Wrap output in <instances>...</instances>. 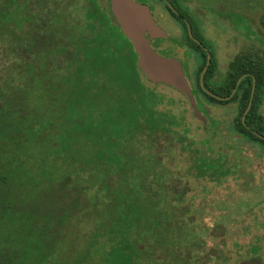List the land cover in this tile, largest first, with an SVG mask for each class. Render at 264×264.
I'll use <instances>...</instances> for the list:
<instances>
[{
	"label": "trees",
	"instance_id": "1",
	"mask_svg": "<svg viewBox=\"0 0 264 264\" xmlns=\"http://www.w3.org/2000/svg\"><path fill=\"white\" fill-rule=\"evenodd\" d=\"M158 1L184 28L181 45L200 56L192 71L182 65L201 114L235 105L230 121L210 119L203 141L149 88L110 5L0 0V264H232L231 253L239 263L263 260L260 237L244 251L236 241L235 252L224 239L210 245L248 208L232 217L230 205L218 215L205 207L229 177L240 179L244 145L264 155V15L256 27L249 16L254 43L222 70L189 0ZM206 90L233 95L218 100ZM221 125L234 135L222 145Z\"/></svg>",
	"mask_w": 264,
	"mask_h": 264
},
{
	"label": "rangeland",
	"instance_id": "2",
	"mask_svg": "<svg viewBox=\"0 0 264 264\" xmlns=\"http://www.w3.org/2000/svg\"><path fill=\"white\" fill-rule=\"evenodd\" d=\"M136 1L152 5L153 9H155L154 18L159 24L157 25L165 31L168 37H173L172 41H157L152 44V47L158 49L161 55L171 57H175L176 55L177 59L184 61L186 67L188 65L194 66L193 62L197 63L200 59V56L197 55L196 52L186 49L184 55L182 49H176L175 52L172 50L175 44L178 43L174 38L180 37L179 34L182 35L183 33L182 25L170 17L165 6L160 1ZM99 2L103 8L108 9V0H99ZM189 2V10L185 8L188 10L190 16L199 20L200 32L209 40L208 43L211 49L216 53L222 70L225 69L228 62L232 60L237 53H240L241 50L254 43L253 38L250 36H253L257 31L252 27L250 19L253 18L255 27L259 26V16L264 15V0H189ZM186 10L185 12H187ZM186 61L189 62L188 65ZM148 86L154 92L164 96L163 106L165 109L170 110L175 115L183 116L185 121L184 126L190 128L189 137L197 141H203L205 138L210 137V133H212L211 131L214 129L213 127H215L214 124L211 125L212 122H210V119L226 122L230 121L233 115H235V110L231 108H235V105L206 106L207 115L204 114L206 116V123H203L193 115L188 100L183 96L184 94L163 83H150ZM198 99L200 103H204L201 98H197V101ZM172 100L174 102H170ZM208 127L211 129L209 130ZM218 132L223 138V141L220 140L219 143H217L220 145L224 142L229 143L230 137L233 138L234 136L230 135L228 129L225 128L224 125H221ZM242 149L243 152L236 156V162L240 166V179L232 176L229 177L224 186L216 188L214 192L208 196L207 200L213 199L216 202L210 204L211 208L205 207L207 213L210 212L212 213L211 215H218L222 212L220 210H224V205H230L227 210L232 217V211H241L248 208L249 211L245 214L238 215L239 219H232V224L227 226L228 234L223 236L220 232L216 233L219 238L210 242V245H213L224 239L228 247H230L231 250L233 249L232 252L236 251L232 246L235 241L239 244H243L241 247H238L243 251L246 248L245 243L255 237H260L262 245H264V155H255L251 145H244ZM202 154L204 155L203 151ZM191 157L193 158L194 156ZM192 158L184 160L182 164L192 161ZM208 186L210 188L212 187L211 184ZM240 197L241 203L236 205L235 202H237V198ZM233 205L236 206L234 207ZM205 223L212 227L215 223V218L208 214L205 217ZM244 224L249 225L246 227L247 231L245 234L241 228V225L243 226ZM230 256L233 259L232 264H236L237 262V264H262L264 261L263 258L262 261L258 259L253 262L247 261L239 263L240 260L235 259L234 253H231Z\"/></svg>",
	"mask_w": 264,
	"mask_h": 264
},
{
	"label": "water",
	"instance_id": "3",
	"mask_svg": "<svg viewBox=\"0 0 264 264\" xmlns=\"http://www.w3.org/2000/svg\"><path fill=\"white\" fill-rule=\"evenodd\" d=\"M110 5L111 12L115 17L116 22L120 26L125 36L128 37V39L133 44L134 50L138 56L137 66L144 77L151 83H163L184 94L190 102V105L194 111V115L203 121V123H206V118L201 114L195 103L190 83L184 73L182 61L174 57L163 56L150 45V40L156 38L168 39V36L153 19L149 6L141 4L135 0H110ZM146 33L149 34L150 39L147 38ZM189 34L191 35L190 30ZM193 39L198 44H201L195 38ZM206 52L207 68L211 61V54L207 49ZM206 68L203 70L200 76L202 86L203 75ZM235 91L236 90H234L233 93H235ZM207 93L218 100H229L233 95L232 94L229 97L222 98L210 91H207ZM254 93L255 82L253 83L250 103L244 114L243 121L245 120V117L252 106ZM259 137L264 139V137L261 135H259Z\"/></svg>",
	"mask_w": 264,
	"mask_h": 264
},
{
	"label": "flooded vegetation",
	"instance_id": "4",
	"mask_svg": "<svg viewBox=\"0 0 264 264\" xmlns=\"http://www.w3.org/2000/svg\"><path fill=\"white\" fill-rule=\"evenodd\" d=\"M136 1V0H135ZM164 1V0H163ZM137 2H139V3H141V4H144V5H147V6H149V8H150V10H151V13H152V16H153V19L155 20V18H154V16H155V14H154V11H155V9H153V6L152 5H148L147 3H145V2H140V1H137ZM164 3H165V1H164ZM108 4L110 5V0H108ZM166 4V3H165ZM169 6V5H168ZM170 7V6H169ZM110 9H111V5H110ZM172 10H176V12L177 13H174L175 15H177L178 17H179V20H181V21H183V22H186L187 20L185 19V16H183L181 13H180V11H178L175 7H172L171 8ZM168 12V11H167ZM168 14L170 15V13L168 12ZM170 17H171V15H170ZM172 19H173V17H171ZM175 20V19H174ZM176 21V20H175ZM155 22H156V20H155ZM157 23V22H156ZM158 24V23H157ZM159 25V24H158ZM187 25V24H186ZM188 26V25H187ZM188 32H189V26H188ZM183 33H185V30H184V28H183ZM183 33H182V35H183ZM182 35H180L179 34V36L180 37H178V38H176L177 39V41H178V43H176L175 44V47H173L172 48V50H174V52H175V50L176 49H182V52H183V54L185 55V50L186 49H188L185 45H181V43L179 42L180 41V39H181V37H182ZM146 36H147V38L148 39H150V36H149V34L148 33H146ZM193 37V36H192ZM170 39V38H169ZM168 39V40H169ZM163 40V39H162ZM155 41L156 40H150V45H151V47H152V44H154L155 43ZM166 41V40H165ZM153 48V47H152ZM153 49H155V48H153ZM157 52H158V49H155ZM159 53V52H158ZM178 53V52H177ZM160 54V53H159ZM176 54V53H175ZM164 56V55H163ZM171 57V56H170ZM174 58H177L176 57V55H175V57ZM182 63H183V65H185L184 64V61H182ZM186 63H187V65L189 64V62L188 61H186ZM194 63V65L196 64V62H193ZM229 63V62H228ZM192 65H188L187 67H188V69L190 70V71H192V68H193V66L191 67ZM228 66V64L226 65V67ZM225 67V68H226ZM187 79H188V77H187ZM188 81H189V79H188ZM189 83H190V81H189ZM234 90H236V89H234ZM234 92V91H233Z\"/></svg>",
	"mask_w": 264,
	"mask_h": 264
}]
</instances>
